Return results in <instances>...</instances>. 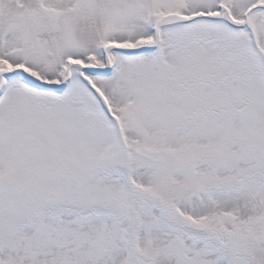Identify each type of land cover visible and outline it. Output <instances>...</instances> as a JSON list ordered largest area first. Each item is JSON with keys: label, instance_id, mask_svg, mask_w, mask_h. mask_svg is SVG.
I'll use <instances>...</instances> for the list:
<instances>
[{"label": "snow or ice", "instance_id": "snow-or-ice-1", "mask_svg": "<svg viewBox=\"0 0 264 264\" xmlns=\"http://www.w3.org/2000/svg\"><path fill=\"white\" fill-rule=\"evenodd\" d=\"M0 264H264V0H0Z\"/></svg>", "mask_w": 264, "mask_h": 264}]
</instances>
